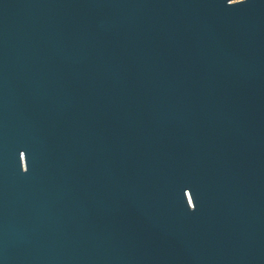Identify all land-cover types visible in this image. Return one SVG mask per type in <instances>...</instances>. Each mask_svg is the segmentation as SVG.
I'll use <instances>...</instances> for the list:
<instances>
[{
  "label": "water",
  "instance_id": "obj_1",
  "mask_svg": "<svg viewBox=\"0 0 264 264\" xmlns=\"http://www.w3.org/2000/svg\"><path fill=\"white\" fill-rule=\"evenodd\" d=\"M0 0V264H264V0Z\"/></svg>",
  "mask_w": 264,
  "mask_h": 264
},
{
  "label": "clouds",
  "instance_id": "obj_2",
  "mask_svg": "<svg viewBox=\"0 0 264 264\" xmlns=\"http://www.w3.org/2000/svg\"><path fill=\"white\" fill-rule=\"evenodd\" d=\"M242 2H243V0H236V2H234V3L230 4V5H235V4L242 3Z\"/></svg>",
  "mask_w": 264,
  "mask_h": 264
}]
</instances>
